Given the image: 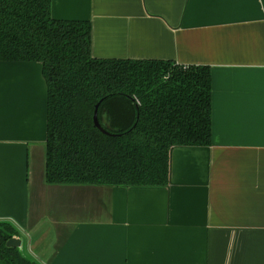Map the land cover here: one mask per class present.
<instances>
[{"label":"crops","instance_id":"1","mask_svg":"<svg viewBox=\"0 0 264 264\" xmlns=\"http://www.w3.org/2000/svg\"><path fill=\"white\" fill-rule=\"evenodd\" d=\"M50 15L88 21L93 58L209 66L212 143L172 147L165 186L49 185L41 65L0 62V222L20 251L38 264H264V0H51ZM51 188L88 197L86 215L49 214Z\"/></svg>","mask_w":264,"mask_h":264},{"label":"trees","instance_id":"2","mask_svg":"<svg viewBox=\"0 0 264 264\" xmlns=\"http://www.w3.org/2000/svg\"><path fill=\"white\" fill-rule=\"evenodd\" d=\"M50 2L0 0V62H36L46 85L45 182L165 186L172 147L212 143L209 66L93 58L91 24ZM17 236L0 222V264H38L5 247Z\"/></svg>","mask_w":264,"mask_h":264},{"label":"rangeland","instance_id":"3","mask_svg":"<svg viewBox=\"0 0 264 264\" xmlns=\"http://www.w3.org/2000/svg\"><path fill=\"white\" fill-rule=\"evenodd\" d=\"M43 195L44 196H42V200L44 205L48 209L49 214L54 212L56 217L61 216V218L71 215L78 216V214L75 215L73 213L70 214V211L72 209L71 210L69 209L70 207L73 206H77L79 208V215L85 216L86 214L84 212L87 210L88 207L87 203H90V199H88V197H86L85 195L73 194L68 196L67 194H60L59 191L55 188H51L50 192L44 191ZM33 208H35L34 205L31 206L30 214L34 212ZM20 252L24 257H27L25 255L23 248L21 249ZM27 258L29 259V257Z\"/></svg>","mask_w":264,"mask_h":264},{"label":"water","instance_id":"4","mask_svg":"<svg viewBox=\"0 0 264 264\" xmlns=\"http://www.w3.org/2000/svg\"><path fill=\"white\" fill-rule=\"evenodd\" d=\"M93 123L94 127L100 130L102 133L107 134L106 131L100 126L98 119H97V107L95 108L94 115H93ZM6 248H18L20 247V239L18 237H12L5 242Z\"/></svg>","mask_w":264,"mask_h":264}]
</instances>
